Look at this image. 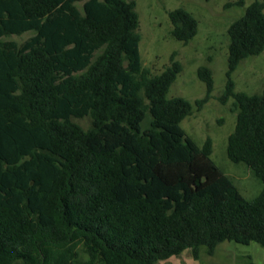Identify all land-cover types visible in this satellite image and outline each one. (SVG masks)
Wrapping results in <instances>:
<instances>
[{"label":"trees","instance_id":"obj_1","mask_svg":"<svg viewBox=\"0 0 264 264\" xmlns=\"http://www.w3.org/2000/svg\"><path fill=\"white\" fill-rule=\"evenodd\" d=\"M82 4V7L79 5ZM243 6L240 0L228 7ZM188 44L197 19L169 13ZM137 3L0 0V264H159L224 242L264 248V188L247 200L181 127L194 104L169 98L182 72L143 66ZM34 35L22 44L5 40ZM227 155L264 184V89L236 92L242 61L264 52V1L228 28ZM206 96L213 73L198 69ZM91 119L86 130L74 119Z\"/></svg>","mask_w":264,"mask_h":264},{"label":"rangeland","instance_id":"obj_2","mask_svg":"<svg viewBox=\"0 0 264 264\" xmlns=\"http://www.w3.org/2000/svg\"><path fill=\"white\" fill-rule=\"evenodd\" d=\"M131 1V0H128ZM137 3L140 17L139 33L142 37L140 51L143 66L153 75L161 74L175 60L182 65V72L173 84L169 98L182 97L194 104L193 115L186 118L181 127L199 147L207 140L213 141L212 159L222 172L233 182L247 199H254L263 190L260 182L245 164H235L228 158V137L236 127V113L233 100L226 104L220 101L225 90L228 70L230 38L228 28L241 18L255 1L243 0V6L235 4L240 0H132ZM82 7V4L79 5ZM185 9L199 23L197 36L188 44L172 37V22L169 13ZM34 33L10 36L5 40L24 43ZM208 67L215 82L211 99L199 109L195 103L206 96V85L198 77V69ZM236 92L248 95L260 94L264 89V52L241 62L233 74ZM88 130L91 119H74ZM264 248L254 242L232 241L219 245L214 256H208L202 248L199 264H249V258ZM159 264H163L162 262Z\"/></svg>","mask_w":264,"mask_h":264},{"label":"crops","instance_id":"obj_3","mask_svg":"<svg viewBox=\"0 0 264 264\" xmlns=\"http://www.w3.org/2000/svg\"><path fill=\"white\" fill-rule=\"evenodd\" d=\"M199 260H196L193 257L191 251L187 250L181 256L173 257L162 263L163 264H199ZM249 260H250L249 264H264V253L263 252L255 253L252 257L249 258Z\"/></svg>","mask_w":264,"mask_h":264}]
</instances>
